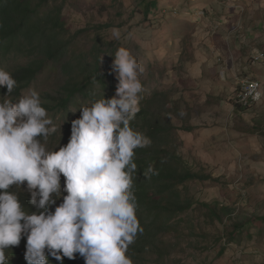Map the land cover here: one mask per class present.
Returning <instances> with one entry per match:
<instances>
[{
  "label": "rangeland",
  "instance_id": "374dc122",
  "mask_svg": "<svg viewBox=\"0 0 264 264\" xmlns=\"http://www.w3.org/2000/svg\"><path fill=\"white\" fill-rule=\"evenodd\" d=\"M151 1L51 0V4L63 7L65 28L69 37L75 36L70 56L86 54L99 37L114 42L130 50L144 68L142 98L160 92L171 108L176 102L183 110L192 108L196 128L172 130L170 150L186 167L214 179L187 184L184 195L194 203L174 219L181 231L156 241L166 251L162 264H264V222L259 219L264 216V99L244 111L235 110L243 79L259 81L264 91V60L256 58L259 51L264 54V0H156L145 15ZM104 24L111 27L98 29ZM112 61L111 54L103 55V71L111 70ZM27 62L12 53L0 57V68L12 72ZM64 79L60 67L48 64L17 98L0 89V100L16 102L35 90L42 106L54 105L50 95L56 96ZM91 103L77 98L67 112L46 110L57 126L47 141L49 150L67 145L71 123L81 115L79 108ZM170 120L182 124L174 115ZM60 182L64 186L62 175ZM24 187L26 183L21 188L27 191ZM204 203L233 208L235 218L252 223L228 243L231 219L213 220ZM128 250L133 264H158V248L138 236Z\"/></svg>",
  "mask_w": 264,
  "mask_h": 264
},
{
  "label": "clouds",
  "instance_id": "9594fccd",
  "mask_svg": "<svg viewBox=\"0 0 264 264\" xmlns=\"http://www.w3.org/2000/svg\"><path fill=\"white\" fill-rule=\"evenodd\" d=\"M111 56L115 95L81 106L69 142L58 151L46 147L57 126L37 91L16 102L0 100V264H9L6 252L25 236L27 264H48L49 256L63 264L77 253L85 264H133L126 253L144 231L133 191L134 150L152 141L130 126L141 110L144 68L125 47ZM0 87L19 96L16 79L3 68ZM150 174H157L151 165L144 172ZM25 183L37 212L25 210L17 192L10 191ZM64 192L63 202L50 211Z\"/></svg>",
  "mask_w": 264,
  "mask_h": 264
},
{
  "label": "trees",
  "instance_id": "16d2710c",
  "mask_svg": "<svg viewBox=\"0 0 264 264\" xmlns=\"http://www.w3.org/2000/svg\"><path fill=\"white\" fill-rule=\"evenodd\" d=\"M156 5V0L151 1L145 15ZM62 11L63 7L52 5L51 0H0V57L14 53L28 60L26 64L10 72L17 81L16 94L31 85L48 64L60 67L65 81L56 96L50 95L55 104L46 103L43 107L46 110L67 112L77 98L93 102L103 98V95L106 99L115 95V75L111 70L103 71L100 58L104 54L114 55L119 46L114 42H102L99 37L86 54L70 56L75 36L69 37ZM109 27L110 24H104L98 26V29ZM93 91L95 95H90ZM166 103V95L160 92L142 98L141 110L135 118L138 121L134 119L130 125L152 141L150 146L134 150L137 171L134 174L133 191L138 204L136 214L144 230L138 237L158 248L160 255L155 260L158 264L164 262L163 253L166 251L156 241H160L161 236L171 231L179 233L180 223L174 222V219L193 206L194 202L184 195L188 191H184L187 184L214 179L211 175L199 174L186 167L183 159L170 150L173 142L171 132L176 128L170 117L175 112ZM235 106L238 110H246L237 103ZM262 132L264 133V129ZM150 165L157 174H150V178H147L144 172ZM10 191L17 192L21 204L29 213L38 211L30 202V193L22 188L17 190L15 185ZM63 195L67 193H62L56 199V203L50 206V211H54L63 202ZM203 205L207 207L213 220L223 221L224 217L231 219L233 229L227 234L228 243L236 241L252 223L251 219L243 221L235 218L234 209L228 206ZM259 219L264 222V216ZM152 240L155 242L151 243ZM26 241V236L22 237L19 246H12L6 252L9 264H27L24 259ZM126 254L131 258L129 250ZM48 264L61 262L49 256ZM63 264H85V261L77 253L75 259L65 257Z\"/></svg>",
  "mask_w": 264,
  "mask_h": 264
},
{
  "label": "bare ground",
  "instance_id": "6f19581e",
  "mask_svg": "<svg viewBox=\"0 0 264 264\" xmlns=\"http://www.w3.org/2000/svg\"><path fill=\"white\" fill-rule=\"evenodd\" d=\"M264 60V54H261ZM260 60L259 54L256 56ZM250 88L249 92H245L243 99L242 94L245 88ZM236 103L244 109H249L254 105L260 104L264 99V91L262 84L257 80L250 78L243 79L239 84L238 92L236 93ZM258 94V98L254 99ZM255 101V102H254Z\"/></svg>",
  "mask_w": 264,
  "mask_h": 264
},
{
  "label": "crops",
  "instance_id": "0c3cea01",
  "mask_svg": "<svg viewBox=\"0 0 264 264\" xmlns=\"http://www.w3.org/2000/svg\"><path fill=\"white\" fill-rule=\"evenodd\" d=\"M191 109L192 108L188 106V108H186V110H183L177 102L175 103V106H173V111L175 112L174 116L176 118H179V120L182 121V124H180L179 126L175 125L176 128H190V129L187 130V131H190V132L192 130H194V128H196V125L193 124V118H192ZM236 109L237 108L235 107V110ZM238 111H241V110H238ZM189 112H190V114H189ZM181 113H183V114L181 115Z\"/></svg>",
  "mask_w": 264,
  "mask_h": 264
},
{
  "label": "built area",
  "instance_id": "2783aa9c",
  "mask_svg": "<svg viewBox=\"0 0 264 264\" xmlns=\"http://www.w3.org/2000/svg\"><path fill=\"white\" fill-rule=\"evenodd\" d=\"M259 56H260V61L263 62V57H262L260 51H259ZM249 90H250V88H248V87L244 89L243 94H242V99H243V96H244L245 92H249Z\"/></svg>",
  "mask_w": 264,
  "mask_h": 264
}]
</instances>
